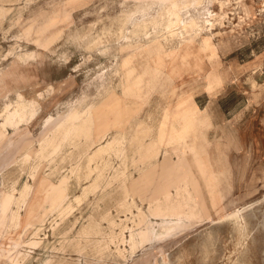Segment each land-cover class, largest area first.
<instances>
[{"label": "rangeland", "instance_id": "374dc122", "mask_svg": "<svg viewBox=\"0 0 264 264\" xmlns=\"http://www.w3.org/2000/svg\"><path fill=\"white\" fill-rule=\"evenodd\" d=\"M170 1L0 0V123L22 103L35 111L0 128V204L9 195L6 209L15 210L28 184L27 205L48 177L54 185L64 178L74 207L39 209L41 222L29 221L12 261L264 264V0H178L181 19L199 21L194 35L167 28ZM95 99L107 110L99 123L111 121L119 143L94 156L111 133L86 149L88 133L71 130L45 137L57 152H37L45 118ZM182 100L201 112L177 133L171 124ZM170 135L185 151L180 159ZM165 190L197 214L170 234L153 210L164 205ZM2 212L0 241L9 249L20 230ZM89 223L98 232L79 238ZM151 230L162 238L141 242L138 233Z\"/></svg>", "mask_w": 264, "mask_h": 264}, {"label": "bare ground", "instance_id": "6f19581e", "mask_svg": "<svg viewBox=\"0 0 264 264\" xmlns=\"http://www.w3.org/2000/svg\"><path fill=\"white\" fill-rule=\"evenodd\" d=\"M188 1H189V4L199 2V0H188ZM169 3L170 4L167 8L168 9L167 13L170 15V21H168L167 28L168 27L170 28L171 26L178 24L179 29H180L178 34L182 35L184 32L189 33V34L193 33V35L198 34L199 31L201 30V28H200V25H198L199 21L197 22V18L189 16L187 18V20L183 21L180 17V14H179L180 13L179 11L182 8L179 7L180 4L179 5L177 4L178 0H171ZM182 6H183V4H182ZM209 16L211 17L210 14H209ZM54 20L51 21L52 25L55 24ZM202 22L206 25H212L211 20H209L208 18H202ZM44 46H45V43H44ZM127 47H129V46H127ZM109 84H110V82H108L107 85H109ZM99 88L105 89L107 87H105L104 85H101V86H99ZM114 95L115 94L111 93L109 99H111V100L115 99ZM100 100L101 99H99V100L95 99L88 104H82L83 100H79V102L76 105L67 109L63 114L57 115L55 118H51L50 116L45 118L43 125L45 124L44 125L45 126L44 132H46V133L43 136L44 139H42L40 142H38L39 143L38 144L39 149L37 152L42 153V151H44L45 149H48V148H52L53 153L55 151L57 152L58 145H55L54 143H52L54 139L45 140V137L48 136V134H52L53 137H56L61 133L62 134L64 133L65 135H67V133L70 132L71 130H73V131L78 130L81 132H85L86 134L88 133V135L86 136V139H85L86 140V142H85L86 149H89L90 147L96 146V145L99 146L101 141L104 138H106L112 132V130H110L109 128L114 126V124L111 121L109 122L108 119L104 120L103 117L101 118L102 122L99 123V113L100 112H102V113L107 112L106 109L101 111V109H100L101 104L99 103ZM33 105H34V103H33ZM29 109H30V112H29L30 115L33 114V112H35L33 107L29 108L22 103L20 105V107L18 106L15 109H13V111L7 112L5 119L2 121V123H0V128L4 129V127L6 125H10V126L15 127L17 125V123L22 120V118L25 116V114L27 113V111ZM172 134H174V133H172ZM122 137L123 136H122L120 131H113V133H111V135L109 137V140H107V142L105 144L106 147H98V148L96 147L97 150L95 149V151L92 154L94 156H99L100 151H106V150L112 149V147H114L117 143H119V141H121ZM161 140H162V137H160V139L157 140L156 144L147 146L146 151L148 153L149 152H155L153 149L157 148V146L161 144ZM174 143H175L174 137H173V135H170L169 145L174 144ZM175 144H177L178 148H177V150L173 149V151L176 153L177 159H180V156L185 151L182 149L181 144H179V143H175ZM74 145L79 147L81 145V143H75ZM189 150L191 151V149H189ZM122 151H124V150H122ZM115 152H116V150H115ZM28 156H29V154H26V156H24L25 161H27ZM91 160L92 159H90V161ZM149 168H153V167H149ZM90 176H91L90 172H87V173H85L83 179L84 180L89 179ZM80 178L81 177L79 176L78 180ZM2 182H3L2 183V186H3L4 185V179H2ZM84 187H85V185H84ZM97 187H98V184H96V181L94 179L88 188H90V190L94 191L95 189L97 190ZM176 189H178V188L176 187ZM124 190H126V189L124 188ZM100 191H101V189H100ZM86 192L87 191L85 189H82L81 195H84ZM29 193H30V186L28 184H23L21 189L18 191V196L16 197V201L19 204L16 203L18 206L15 207V210L13 208L12 209H6V207L9 205V203L11 201V198L9 195L2 197V200H1L0 206L3 210L1 216L5 217L6 215L10 214L9 217L12 220V225H13L14 229L20 230L18 233V237H17L18 239L16 241L12 242L9 249L4 248L3 243L0 241V259L3 258L6 261H10V262H12L11 264H18V261L17 262L12 261L15 257L13 255V253L15 252L14 250L16 249V247L19 246V240H20L23 232H25L30 227L29 221L36 218V220H38L37 222H41L40 217L42 216L43 213L37 214V211L39 209L44 208V207H46V205H48V209L60 207L61 210L66 209L65 211H67V209L72 207L71 206L72 204L69 201V199L71 197L69 194V187L64 182V178L62 180L60 178V181L57 183V185H54L53 183H51L49 181L48 177H43L39 181V184L37 185L35 192H33L34 195H33V198L31 199V202L27 203V205L24 206L23 203H25L26 198H27ZM90 193L92 194V192H90ZM123 193H125V191ZM163 194H165L164 205H156V207H154L153 210H154V216L159 217L161 219V222H160L161 228L168 226V228H165L167 231L166 234H170L174 230L183 226L181 224L182 221H184V220L189 221L190 219H194L197 217V214L195 213V210H196L195 207L189 206V204L187 202H184L183 204L180 203L176 197H175V199L171 200L168 197V191L167 190H165V192ZM177 195H178V193H177ZM79 199L80 198L77 195H76V197L73 198V200L77 201V202H79ZM23 206L25 208V215H24V218L21 219L19 212H20L21 207H23ZM119 206L121 208H126V206H128V205L119 204ZM73 208L74 207H72L70 209H73ZM138 211H140V210H138ZM234 216H235V214H234ZM172 221H174V223ZM5 232H7V230ZM97 232H98L97 225L95 223H89V224L82 226L80 228V230H79V236L80 237L79 238H83L84 236H86L88 234H96ZM138 236H139L141 242L149 241L152 239H161L162 238V234L156 236L155 234H153L152 230L151 231H145V232H139ZM129 237H130L129 240L133 243V236L129 235ZM16 253H17V256L21 255L19 253V251H17ZM48 263L49 262H46L44 264H48Z\"/></svg>", "mask_w": 264, "mask_h": 264}, {"label": "crops", "instance_id": "0c3cea01", "mask_svg": "<svg viewBox=\"0 0 264 264\" xmlns=\"http://www.w3.org/2000/svg\"><path fill=\"white\" fill-rule=\"evenodd\" d=\"M183 100H184V98H183ZM183 100L181 102L182 104H180L176 107V109H177L176 114L179 117V120L176 119V117H174L175 122L171 124V125H173L174 130L177 128V133L180 132L181 130H184V129L187 130L189 127L188 125L190 124L189 122L193 120V118L195 117V115L197 113L201 112V109L197 108L196 105L193 109H189V108L183 106ZM166 118H167V114L165 112V121H166ZM185 143L187 145L186 136H185Z\"/></svg>", "mask_w": 264, "mask_h": 264}]
</instances>
